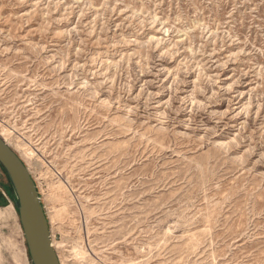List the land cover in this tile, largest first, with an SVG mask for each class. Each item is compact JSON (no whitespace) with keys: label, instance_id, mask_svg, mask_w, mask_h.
<instances>
[{"label":"rangeland","instance_id":"obj_1","mask_svg":"<svg viewBox=\"0 0 264 264\" xmlns=\"http://www.w3.org/2000/svg\"><path fill=\"white\" fill-rule=\"evenodd\" d=\"M0 135L61 264H264V0H0Z\"/></svg>","mask_w":264,"mask_h":264},{"label":"water","instance_id":"obj_2","mask_svg":"<svg viewBox=\"0 0 264 264\" xmlns=\"http://www.w3.org/2000/svg\"><path fill=\"white\" fill-rule=\"evenodd\" d=\"M0 166L15 194V205L32 264H61L37 183L20 155L0 135Z\"/></svg>","mask_w":264,"mask_h":264},{"label":"crops","instance_id":"obj_3","mask_svg":"<svg viewBox=\"0 0 264 264\" xmlns=\"http://www.w3.org/2000/svg\"><path fill=\"white\" fill-rule=\"evenodd\" d=\"M1 167V166H0ZM1 169L3 170V168L1 167ZM3 172L5 173V171L3 170ZM6 175V173H5ZM6 182H3L0 179V208H14L16 207L14 199H15V194L13 191V188L11 186V183L6 175Z\"/></svg>","mask_w":264,"mask_h":264},{"label":"trees","instance_id":"obj_4","mask_svg":"<svg viewBox=\"0 0 264 264\" xmlns=\"http://www.w3.org/2000/svg\"><path fill=\"white\" fill-rule=\"evenodd\" d=\"M29 256H30V254H29ZM30 259H31V257H30Z\"/></svg>","mask_w":264,"mask_h":264},{"label":"bare ground","instance_id":"obj_5","mask_svg":"<svg viewBox=\"0 0 264 264\" xmlns=\"http://www.w3.org/2000/svg\"><path fill=\"white\" fill-rule=\"evenodd\" d=\"M55 246V245H54Z\"/></svg>","mask_w":264,"mask_h":264}]
</instances>
